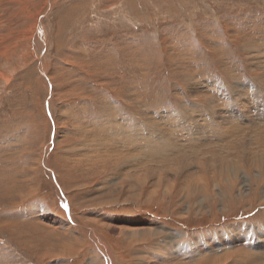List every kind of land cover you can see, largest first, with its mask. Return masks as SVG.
I'll return each instance as SVG.
<instances>
[{
  "label": "rangeland",
  "instance_id": "1",
  "mask_svg": "<svg viewBox=\"0 0 264 264\" xmlns=\"http://www.w3.org/2000/svg\"><path fill=\"white\" fill-rule=\"evenodd\" d=\"M258 90L264 0H0V264L264 263Z\"/></svg>",
  "mask_w": 264,
  "mask_h": 264
},
{
  "label": "bare ground",
  "instance_id": "2",
  "mask_svg": "<svg viewBox=\"0 0 264 264\" xmlns=\"http://www.w3.org/2000/svg\"><path fill=\"white\" fill-rule=\"evenodd\" d=\"M240 86V85H239ZM249 85H247V87L246 86H243L242 85V89H239L238 91H236L235 92V94H237V95H240V97L241 96H243V97H245V98H250V99H256L255 97L257 96V93L255 92V90L253 91V89H254V87H252L253 89L251 90V86L252 85H250L249 87H248ZM235 89V88H234ZM238 89V88H237ZM262 90V89H261ZM261 90H258V94H260L262 91ZM234 92V91H233ZM232 92V93H233ZM234 94V93H233ZM236 95V96H237ZM261 95V94H260ZM235 96V97H236ZM264 97V91H263V94L260 96V98H263ZM232 99H233V101H234V98H233V96H232ZM236 99V98H235ZM217 106V105H216ZM227 106V105H226ZM248 106V105H247ZM250 106V108H249V111H244V112H242V111H240L238 108H237V105L235 104V108L231 111V112H227L228 113V115H229V118H232V119H234L235 121H239V120H243V119H246V121H247V123L246 124H248L247 126H252V127H254V129H255V127L256 128H258V127H260V126H264V101H262V99H259V100H255V104L253 105H249ZM230 107V106H229ZM244 107V106H243ZM221 108H223V107H221ZM229 110H231V108H229ZM215 111V110H214ZM208 113V112H207ZM216 113V112H215ZM226 113V114H227ZM202 114V113H201ZM206 114V113H205ZM246 114V115H245ZM215 115V114H214ZM216 115H217V113H216ZM251 116V117H255L257 120H255V123H256V125H254V123H251V120L249 119V118H251V117H247V116ZM208 117H209V115H207ZM210 117H212V116H210ZM209 119V118H208ZM253 119V118H252ZM226 120V119H225ZM259 120V121H258ZM206 122H208V121H206ZM229 122V121H228ZM231 122V121H230ZM232 122H233V120H232ZM210 123V122H209ZM212 123V122H211ZM234 123V122H233ZM240 123V122H239ZM195 124V123H194ZM207 124V123H206ZM206 124H204V125H206ZM235 124V123H234ZM202 125V124H201ZM226 125H228V124H226ZM107 126H109V125H107ZM221 126V125H220ZM238 126V125H237ZM243 126H245V125H243ZM181 127V126H180ZM185 127V126H184ZM233 127V126H232ZM240 127H242L241 125L239 126V128ZM195 128V127H194ZM222 128V127H221ZM227 128H229V126L227 127ZM234 128V127H233ZM232 128V129H233ZM236 128V127H235ZM212 129V130H211ZM217 129V128H216ZM243 129H244V127H243ZM245 129H249V128H245ZM171 130H172V128H171ZM185 130V129H184ZM183 130V131H184ZM196 131H201L202 133H207V131L208 130H211V131H214V132H212V134L211 135H217L218 137H220L221 135H219L218 133H217V131H215L214 130V128L212 127V126H210V124H208V128H206V127H200V126H197V128L195 129ZM218 130V129H217ZM236 130V129H235ZM260 130H263L262 128L260 129ZM110 131V130H109ZM169 132H170V130H168ZM237 131H238V129H237ZM160 132H163V131H160ZM168 132V133H169ZM172 132H174V131H172ZM218 132H220V131H218ZM245 132V131H244ZM166 133H167V130H166ZM179 133H180V131H179ZM184 133V132H183ZM231 133V132H230ZM233 133V132H232ZM231 133V134H232ZM163 134V133H162ZM162 134H160V135H162ZM188 134H190V133H188ZM187 134V135H188ZM196 134V133H195ZM228 134V133H227ZM234 134V133H233ZM240 134V133H239ZM156 135V134H155ZM200 134H198V136H199ZM224 135H226V134H224ZM154 136V135H153ZM157 137H158V134L156 135ZM165 138H167L168 137V135H163ZM184 136H185V134H184ZM194 137H196L195 135H193ZM234 136V135H233ZM236 136V135H235ZM160 137V136H159ZM172 137V136H171ZM216 137V136H215ZM214 138V137H213ZM113 139V138H112ZM161 139L163 140V142L164 143H167L168 145H169V143L168 142H166L165 141V139L163 138V137H161ZM172 139H173V137H172ZM187 139V138H186ZM191 139V138H190ZM192 139H194V138H192ZM119 140V139H118ZM167 140V139H166ZM188 140V139H187ZM108 141H110V139H108ZM107 141V142H108ZM182 141V140H181ZM186 142V141H185ZM184 142V143H185ZM170 144H172V143H170ZM119 145V144H118ZM163 147V146H162ZM182 148V147H181ZM110 150V149H109ZM111 151V150H110ZM109 151V152H110ZM165 151V150H164ZM111 153V152H110ZM193 153H195V152H193ZM264 155V154H263ZM109 156V155H108ZM248 157V156H247ZM259 157V156H258ZM264 157V156H263ZM105 158V157H104ZM103 158V159H104ZM134 160L136 161V158H134ZM264 160V159H263ZM245 161H246V158H245ZM97 163V162H96ZM136 163V162H135ZM256 163H261V161L259 160V159H256ZM132 164H134V162L132 163ZM131 164V165H132ZM143 164V163H142ZM137 165H141V164H137ZM136 165V166H137ZM132 166H135V164L134 165H132ZM236 167V166H235ZM235 174V173H234ZM233 174V175H234ZM127 176V175H126ZM160 229V228H159ZM149 231H150V229H148ZM155 230V229H154ZM156 230H158V229H156ZM133 231V230H132ZM131 231V232H132ZM135 231L136 232H134V233H132L133 235L135 234V233H138V234H140V235H144L145 233H147V231H143V233H140V229H138V228H136L135 229ZM142 232V231H141ZM155 233V232H154ZM242 233V232H241ZM137 237V236H136ZM247 237V236H246ZM237 239L239 238V237H236ZM240 238H241V240H245V238L242 236H240ZM244 238V239H243ZM236 239V240H237ZM227 242V241H226ZM238 242V241H237ZM236 242H235V240H231L230 241V243L229 244H227L226 243V245H228L227 247H226V249L227 248H229L230 247V249L231 248H235L236 246L234 245ZM170 244V243H169ZM262 245L261 246H264V242H262L261 243ZM171 245V244H170ZM231 245V246H230ZM215 247H217V248H215L214 250L217 252L218 251V249H219V246H215ZM242 248V247H241ZM175 249V248H174ZM225 249V250H226ZM229 249V250H230ZM261 251V250H260ZM176 252H178V251H176ZM262 252H264V250L262 251ZM185 253H187L186 251H185ZM185 253H182V252H180L179 254H181V255H184ZM172 254H174V252L172 253ZM176 254V253H175ZM178 255V254H177ZM223 256H225V255H227V254H222ZM178 257V256H177ZM181 257V256H180ZM226 257V256H225ZM263 258H260V260H262ZM172 260H174V258L172 259ZM177 260V259H176ZM260 260H257V261H254V262H256L255 264H264V263H261V261Z\"/></svg>",
  "mask_w": 264,
  "mask_h": 264
}]
</instances>
